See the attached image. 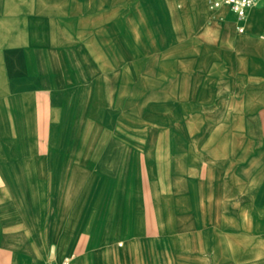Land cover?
Instances as JSON below:
<instances>
[{
    "label": "crops",
    "instance_id": "1",
    "mask_svg": "<svg viewBox=\"0 0 264 264\" xmlns=\"http://www.w3.org/2000/svg\"><path fill=\"white\" fill-rule=\"evenodd\" d=\"M135 1L105 8L110 17L79 31L70 56L50 38L40 66L28 67L39 87L34 93L46 98L51 116L47 135L28 129L0 144V264H60L64 258L69 264H225L231 257L227 243L240 238L235 219L232 231L210 220L197 192L202 184L193 180L192 114L184 120L189 134L159 133L150 143L130 133L128 76L131 115L140 113L136 98L145 84L140 68L128 74L127 44L129 32H145L156 76L165 62L170 80L186 81L171 82L168 91L184 96L186 112L193 93L187 81L198 71L203 78L208 64L219 78L244 79L248 95L261 79L259 114L251 105L243 110L245 125L264 127V0L244 19L227 9L212 12L209 0ZM119 45L123 50L116 52ZM237 94L227 108L232 118H225L224 103L208 110L213 126L240 128L245 92ZM240 149V133L233 131L215 161L222 184L232 176L239 186ZM208 169L207 161L200 175Z\"/></svg>",
    "mask_w": 264,
    "mask_h": 264
},
{
    "label": "rangeland",
    "instance_id": "2",
    "mask_svg": "<svg viewBox=\"0 0 264 264\" xmlns=\"http://www.w3.org/2000/svg\"><path fill=\"white\" fill-rule=\"evenodd\" d=\"M105 3L106 5L104 0H0L2 146L9 145L3 141H7L10 135L24 134L28 129L34 134H48L50 110H47L46 98L35 95V90L39 88L37 80L30 77L27 70L28 67L34 70L40 66V55L42 51L47 55L50 38L53 43L59 40L62 43L59 50L70 56L73 53L72 42L79 31L87 32L90 28H96L110 17L103 14L105 8L111 5L137 4L135 0H106ZM150 23H157L155 17H151ZM144 33L137 30L129 32L127 44L130 59L128 74L130 70L132 77L133 69L138 74L140 68L145 84L138 92V99L136 98L141 108L140 113L131 115L128 76L127 118L132 131L130 133L139 134L150 143L159 133L183 135L187 130L189 134L190 128L184 127V120L189 119L192 114L193 151L198 167L193 173V180L203 187L202 191H197L202 199L203 213L213 222L219 221L226 231H232L233 219L235 228H239L240 238L235 240V244L232 240L229 241L230 244L227 243L231 257L227 260L228 257L224 255L227 260L224 263L264 264V127L245 125L247 121L244 118L248 112L243 110V106L247 109L251 105L256 107V113L259 114L257 93L262 80L257 78L256 89H251V94L248 95L250 91L243 86L244 79L219 78L216 67L212 63L208 64L210 66H207L208 70L205 68L203 78L198 71L199 76L195 73L196 76L187 81L193 93L187 95L186 100L192 111L186 112L184 96H170L168 92L171 82L174 86H184L186 81L178 78L170 80L169 64L165 62L161 63V66H165L164 73L156 76L153 57L148 55L152 52V43L147 37H143ZM121 48L123 50L119 45L114 50L119 52ZM31 57H34L33 61L27 63L26 60ZM198 68L200 69L199 66H194V71ZM239 91L245 92L241 95V102L246 99L244 105L241 103L240 128L213 126L212 117L208 116L211 111L208 110L224 103L225 118H232V110L227 108L228 105L232 108L238 101ZM142 108H145V114ZM233 131L236 135L239 132L241 139L240 175L237 176L239 186L235 184V187L231 181L232 176L230 182L225 181L222 184L224 176L217 174L215 168V161L227 150V142ZM207 161L208 173L200 175V167ZM232 246H235L233 252Z\"/></svg>",
    "mask_w": 264,
    "mask_h": 264
},
{
    "label": "built area",
    "instance_id": "3",
    "mask_svg": "<svg viewBox=\"0 0 264 264\" xmlns=\"http://www.w3.org/2000/svg\"><path fill=\"white\" fill-rule=\"evenodd\" d=\"M263 0H209L208 7L212 12L222 9L235 14L239 19H244L248 10L253 8L257 3ZM242 32V28H238ZM45 264H56L53 260ZM60 264H69V258H64Z\"/></svg>",
    "mask_w": 264,
    "mask_h": 264
}]
</instances>
